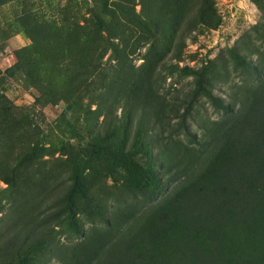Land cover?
<instances>
[{
  "label": "trees",
  "instance_id": "trees-1",
  "mask_svg": "<svg viewBox=\"0 0 264 264\" xmlns=\"http://www.w3.org/2000/svg\"><path fill=\"white\" fill-rule=\"evenodd\" d=\"M8 1L0 0V7ZM196 4L200 5L199 19L192 14ZM207 4L208 0H97L88 16L73 15L69 20L27 12L16 15L13 21L33 43L17 53L18 63L11 71L32 78L30 82L41 91L40 103H58L47 89L60 81L70 85L71 99L79 92H89V81L93 84L96 76L104 73L101 62L108 49L100 47L102 44L148 49L145 65L130 77L116 76L106 87L104 78L94 89L100 99L91 113H99L104 120L88 135L91 143L81 144L84 147L71 156L66 178L48 193L45 215L40 198L53 177L48 180L44 168L39 174L33 169L45 145L43 139L11 154L12 176L1 178L8 187L0 190V214L7 202L13 209L11 225L0 239V264H50L60 257L52 222L58 221V226L74 222L81 199L92 209L89 222L103 224L106 229L92 228L69 251L65 264H264V77L243 91L239 107L208 139L192 148L177 146L168 167L156 164L153 150L145 142L155 130L146 129L150 118L159 127L167 126L162 131L159 128L162 134L166 130L174 137L178 131L171 122L180 111L169 105L159 87L161 74L155 65L160 63V46L164 43L174 53L183 48L191 30L212 12ZM97 10L101 18H96ZM1 34L7 33L1 30ZM133 35L136 39L131 44ZM30 67L35 68L34 73ZM182 70L194 72L189 67ZM202 82L193 95L205 92L217 108L227 110L223 101L205 91ZM61 99L67 111L75 105L71 99ZM128 104L130 112L139 108L133 128L125 116L117 115L118 109L124 110ZM186 111L183 117L189 115ZM19 115L12 101L0 94V145L20 139L22 126L4 137V130L18 125ZM69 146L78 149V145ZM162 167L163 174L157 172ZM87 169L111 177L125 171L123 189H118L125 197L119 200L126 205L116 210L113 220L107 218L108 200L91 191ZM78 222L73 226L82 234Z\"/></svg>",
  "mask_w": 264,
  "mask_h": 264
},
{
  "label": "rangeland",
  "instance_id": "rangeland-1",
  "mask_svg": "<svg viewBox=\"0 0 264 264\" xmlns=\"http://www.w3.org/2000/svg\"><path fill=\"white\" fill-rule=\"evenodd\" d=\"M208 1L207 6H211L212 12L209 11L203 17L204 20H200L191 30L183 48L174 53V49H170L166 44L163 43L160 46V63L155 65L156 71L161 74L160 91L169 105H173L180 112L179 117L171 122L178 130L174 137L169 136V131L165 130L163 134L160 132L164 127L167 128L166 125L159 127L151 118L147 121L146 129L155 128V130L149 133L145 142L146 140L149 142L150 145L147 148L153 150V158L158 166L162 164L163 167H168L172 163L177 146L192 148L208 139L215 127L230 117L239 107L238 99L243 91L255 87L264 77L262 74L264 0ZM96 2L97 0H9L0 7V71L2 73L0 94L8 97L21 113L18 117V125L10 131L4 130V137H9L18 127H24L19 132L22 134L20 139L6 141L0 145V190L8 187L1 178L12 176L9 168L12 166L11 154L17 153L25 145L35 146L43 139L45 145L41 148L33 169H37L39 174L44 168L43 175L48 177V180L53 177L51 182L49 181L48 189L44 191L45 194L40 198L43 203L42 209H45L44 215L50 202V196L47 195L52 192L53 186L55 187L66 178L67 168L70 164L72 165L71 156L78 152L80 146L91 143L88 135L96 124H101L104 120L103 116H98L99 113H91V110L97 109L96 103L100 99V93L94 89L101 86L104 78H106L104 81V87H106L114 82L116 76L130 77L131 72L138 71L146 63L148 46L117 49L102 44L100 47H104V50L105 47L108 49L101 62L104 73L98 74L93 84L89 81V92H79L72 95L71 99L68 96L72 93L69 92L70 85L60 81L55 88H46L50 90L48 92L50 95L52 93L58 103H48L47 100L44 101L45 103L43 101L40 103L38 100L41 91L30 82L32 78L26 77L22 72L13 74L11 71L18 63L17 53L33 43L27 32L13 20L16 15L25 12L56 20L58 18L69 20L73 15L84 17L89 15L90 8L96 7ZM199 6L196 4L192 13L194 17L197 15V19L200 17L197 14ZM137 10H141L140 5ZM102 16L101 11L97 10L96 18ZM78 21L81 22V20ZM62 25L65 24L62 23ZM1 30L7 34L2 35ZM135 39L136 35H133L131 44ZM73 49L76 51V47ZM234 53L240 56L246 66L235 58ZM185 67L193 69L194 72L185 73L182 70ZM30 70L32 73L35 72V68ZM201 79L205 91H211L218 100L223 101L227 110L217 108L207 98L205 92H201L196 97L193 95ZM64 97L71 99L74 102L72 105L75 104L68 111L61 99ZM129 107L128 104L124 110L118 109L117 115L125 116V121L130 123L129 127L133 128L139 117V108L130 112ZM187 109L189 115L183 117ZM100 112L102 113L101 110ZM63 113H66L65 117ZM13 136L17 138V134ZM75 137H78L80 141ZM69 144L79 147L71 149L72 146ZM163 167L157 172L163 174ZM20 170L22 171L23 167ZM85 174L91 191L96 193L95 197L108 200L106 202L107 218L113 220L116 217V210L126 205L120 202L119 199L125 197L120 195L121 190L118 189V187L123 189L125 171L121 169L112 177L105 173L102 176L91 169H87ZM22 176L26 177V174ZM12 209L13 205L7 202L4 212L0 214V239L11 225ZM77 209L79 213L76 216V220L79 221L77 229L81 226L84 231L82 234L76 233V227L73 226L76 220L72 223L66 222L63 226H58V221L52 222V226L53 224L55 226V241L61 246V256H56L50 264H65L64 258L69 251L83 241L84 235L88 234L92 228L106 229L103 224L89 222L92 219V209L88 207L84 199L79 201Z\"/></svg>",
  "mask_w": 264,
  "mask_h": 264
}]
</instances>
